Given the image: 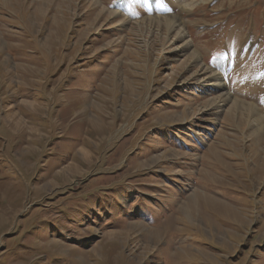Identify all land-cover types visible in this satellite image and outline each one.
<instances>
[{"label":"rangeland","instance_id":"1","mask_svg":"<svg viewBox=\"0 0 264 264\" xmlns=\"http://www.w3.org/2000/svg\"><path fill=\"white\" fill-rule=\"evenodd\" d=\"M0 264H264V0H0Z\"/></svg>","mask_w":264,"mask_h":264},{"label":"bare ground","instance_id":"2","mask_svg":"<svg viewBox=\"0 0 264 264\" xmlns=\"http://www.w3.org/2000/svg\"><path fill=\"white\" fill-rule=\"evenodd\" d=\"M147 20V19H146ZM167 20V19H166ZM177 20V19H176ZM152 21V20H151ZM158 21V20H157ZM170 21L171 22H167L169 25H171V28H170V31L171 30H174L177 26H178V29H179V26H180V24H178V22L177 21H174L173 20V18H171L170 19ZM163 26H167V25H163ZM177 29V28H176ZM169 30V29H168ZM180 31V30H179ZM177 37H179V38H183L184 37V35H183V33H181V32H179V33H177ZM198 56V55H197ZM195 58V57H194ZM203 68V67H202ZM205 71V70H204ZM213 73V72H212ZM211 74V73H210ZM212 75V74H211ZM216 77V76H215ZM210 80V79H209ZM217 85V84H216ZM214 86V85H213ZM220 88L221 87V85H218V86H216V88ZM228 96V95H227ZM230 99V98H229ZM225 100V99H224ZM248 108V111L247 112H249V114H251V113H253V114H255L256 112H255V108L253 107V106H248L247 107ZM18 124V123H17ZM259 135V134H258Z\"/></svg>","mask_w":264,"mask_h":264}]
</instances>
